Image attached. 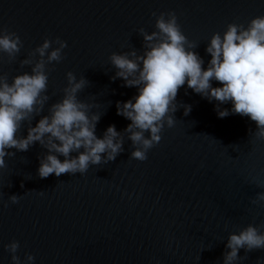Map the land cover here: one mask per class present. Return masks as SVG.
Wrapping results in <instances>:
<instances>
[{"label": "water", "instance_id": "water-1", "mask_svg": "<svg viewBox=\"0 0 264 264\" xmlns=\"http://www.w3.org/2000/svg\"><path fill=\"white\" fill-rule=\"evenodd\" d=\"M173 10L183 33L199 45L194 51L206 70L213 34L223 35L229 23L247 26L264 16V0H0V27L23 41L16 61L9 63L0 53V74L6 73L9 83L31 74V66L20 61L46 38L59 37L68 47L61 62L48 66L51 99L31 126L63 99L71 71L90 82L78 99L102 115L97 137L111 125L123 132L131 121L117 114V102L139 93L123 86L122 78L111 79L117 69L109 58L133 48L143 54L139 29L155 31L159 14ZM176 102L175 126L165 125L160 143L143 162L131 159L135 149L127 133L125 151L115 161L91 166L85 174L42 179L38 169L47 149L39 142L26 152L10 149L16 155L5 157L7 167L0 169L2 200L9 205L0 203V264H12L5 245L14 240L21 260L31 254L34 264H223L230 234L264 224V207L251 203L264 191L258 187L264 182V141L252 142L257 127L249 117L220 118L219 102L187 83ZM183 105L191 106L187 116ZM28 127L25 122L22 136ZM11 195L21 196L19 204L10 203ZM239 256L243 259L235 264H264V249H241Z\"/></svg>", "mask_w": 264, "mask_h": 264}, {"label": "clouds", "instance_id": "clouds-1", "mask_svg": "<svg viewBox=\"0 0 264 264\" xmlns=\"http://www.w3.org/2000/svg\"><path fill=\"white\" fill-rule=\"evenodd\" d=\"M155 29L151 33L139 29L144 41L143 54L133 48L123 54L114 52L109 58L117 69L111 79L122 78L123 86L136 87L139 94L116 105L117 114L131 123L123 132L117 131L115 125L109 126L103 138L96 135L102 115L92 113L95 105L78 99V93L90 82L85 77L77 80L71 71L67 73L68 86L63 90V99L52 104L48 115L31 126L34 117L44 111L51 99L47 94L48 66L64 59L67 41L46 38L32 50L28 58L20 61L21 66H31V74L16 75L11 83L6 73L0 74V169L7 167L5 157H15L16 152L10 149L26 152L39 142L47 149V154L40 158V178L46 179L52 174L57 177L85 174L91 166L113 162L125 151V133L135 149L131 159L146 161L148 152L160 143L165 125L175 126L176 98L185 83L210 102L218 101L216 110L220 118L230 114L249 117L257 127L254 133L250 130L254 136L252 142L264 141V16L253 18L247 26L229 23L223 35L213 34L206 48L212 57L206 70L204 60L194 51L199 45L183 33L174 10L161 12ZM53 44L57 47L53 48ZM22 48L23 41L16 32L0 27V53L7 54L9 63L16 61ZM212 81L222 86L213 87ZM228 103L232 108L221 110L219 105ZM183 107L184 115H189L191 106ZM25 122L29 125L26 137L20 134ZM73 152L79 155L73 157ZM59 156L65 159L61 161ZM258 187L264 188V182H258ZM2 194L0 188V203H4ZM20 199L18 195L9 197L11 204H19ZM251 203L264 207V191L258 192ZM8 206L4 203V207ZM262 228L264 224H250L238 234H230L226 245L230 251L224 253L223 264L242 260L241 249L246 252L264 249ZM5 248L11 254L12 264H34V255L28 254L21 260L17 254L19 241L14 240Z\"/></svg>", "mask_w": 264, "mask_h": 264}]
</instances>
